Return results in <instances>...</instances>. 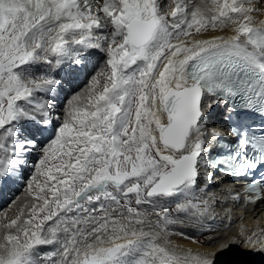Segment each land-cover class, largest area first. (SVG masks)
Masks as SVG:
<instances>
[{
    "label": "snow or ice",
    "instance_id": "6c2138e0",
    "mask_svg": "<svg viewBox=\"0 0 264 264\" xmlns=\"http://www.w3.org/2000/svg\"><path fill=\"white\" fill-rule=\"evenodd\" d=\"M169 8L0 0V182L39 153L27 201L0 214V264H217L234 246L264 256V228L210 239L215 251L170 239L183 218H206L219 202L208 168L246 180L245 203L264 200V0ZM92 51L104 70L54 112L61 81L50 69L74 70ZM221 104L238 123L205 160V137L224 135L205 130Z\"/></svg>",
    "mask_w": 264,
    "mask_h": 264
},
{
    "label": "bare ground",
    "instance_id": "6f19581e",
    "mask_svg": "<svg viewBox=\"0 0 264 264\" xmlns=\"http://www.w3.org/2000/svg\"><path fill=\"white\" fill-rule=\"evenodd\" d=\"M172 2L173 0H160L162 13L170 11L169 5H171ZM184 3L188 6L189 11H194L196 7L201 5V0H184ZM260 19H264V16L260 17ZM193 34L195 35V33ZM211 34L222 35L224 33L215 32ZM227 34L231 35L230 32ZM197 38L206 39L209 38V34H205L202 37L198 36ZM100 65H105L104 54L100 51H92L88 58L74 70L70 71L67 63L62 71L55 67L50 69L52 73L56 74V78L61 81L60 88L54 93L55 99L51 101L54 105L53 111L62 114L66 100H69L71 97L69 95L80 92V86L77 84L80 83L82 85L92 74L97 73ZM68 84H72V86L69 87ZM76 85L79 86L78 89L75 88L77 87ZM37 99H40V97H37ZM220 109L221 111L226 110V108L221 107V105L211 110L206 121V131L210 132L213 129L221 131L223 129L222 124L225 121H221L222 118L220 119V117L217 116L220 113ZM29 131H31V122H29L24 130L25 134ZM47 135L46 133L44 134L45 137ZM43 138L44 137H41V139ZM208 140L210 141L209 143ZM215 140L216 138L214 136H206V147L212 146ZM38 154L39 153L35 150L30 151V154L26 157V164L14 174L13 179L7 182H0V214L8 212L11 215L16 210V205H22L27 201L26 186L28 178L33 173L34 164L32 160L36 158ZM208 154V152H204L203 156L205 157ZM201 171V186H203L204 176L207 173H211L212 178L208 194H214L216 200L219 202L213 204V211L211 215L206 218H183L184 222L182 224L173 226V231L176 233L170 237L173 244L185 248H199L204 251H215L218 245L209 244L210 239L236 237L237 233L242 228L249 231H257L258 229L264 228V202L248 206H245L243 201L236 202L233 197L226 195L224 189L236 186L239 181L231 180L224 175L218 174V172L211 171L209 168L207 169V173H204L203 169ZM241 208L246 210L245 215H243V212L240 210ZM256 222H259L260 225H258V223L256 224ZM181 232L184 233L183 236L179 234ZM187 237H192L193 239H188ZM193 240L198 243H194ZM42 250L46 251L47 249L45 248ZM259 257L264 259V256L255 255L245 251L242 247L234 246L218 256L217 264H254ZM240 259L247 260L244 261Z\"/></svg>",
    "mask_w": 264,
    "mask_h": 264
},
{
    "label": "rangeland",
    "instance_id": "374dc122",
    "mask_svg": "<svg viewBox=\"0 0 264 264\" xmlns=\"http://www.w3.org/2000/svg\"><path fill=\"white\" fill-rule=\"evenodd\" d=\"M104 62H105V57H104ZM104 67H105V65H100V68H99V70L98 71H102V70H104ZM98 69V68H97ZM88 82H89V79L87 80ZM84 82L82 85L79 83V84H77V85H79L80 86V90L79 91H81V90H83L85 87H86V85H87V83L88 82ZM76 85V86H77ZM68 86L69 87H71L72 86V84H68ZM79 86H77V87H75L76 89H78L79 88ZM69 96H72V95H69ZM68 102V99L66 100V103ZM66 103L64 104V106L66 105ZM219 111H221V110H219ZM219 113V112H218ZM47 134V133H46ZM38 159H39V154L37 155V157L36 158H34L32 161H33V164H35V163H37V161H38ZM22 193V192H21ZM20 193V194H21ZM25 193V192H24ZM240 260H244V261H246L247 259H240ZM251 264V263H250Z\"/></svg>",
    "mask_w": 264,
    "mask_h": 264
},
{
    "label": "water",
    "instance_id": "95a60500",
    "mask_svg": "<svg viewBox=\"0 0 264 264\" xmlns=\"http://www.w3.org/2000/svg\"><path fill=\"white\" fill-rule=\"evenodd\" d=\"M235 264H240V263H235ZM254 264H264V262L261 258H258Z\"/></svg>",
    "mask_w": 264,
    "mask_h": 264
}]
</instances>
